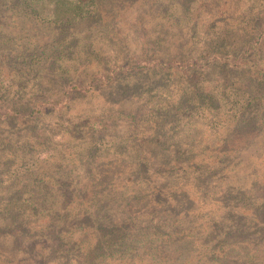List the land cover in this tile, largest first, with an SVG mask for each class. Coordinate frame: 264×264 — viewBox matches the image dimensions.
Masks as SVG:
<instances>
[{
	"label": "trees",
	"instance_id": "obj_1",
	"mask_svg": "<svg viewBox=\"0 0 264 264\" xmlns=\"http://www.w3.org/2000/svg\"><path fill=\"white\" fill-rule=\"evenodd\" d=\"M20 1L41 20L73 23L94 12L99 0ZM225 3L205 5L214 15L194 24L197 31L204 28L198 31L201 38L177 40L169 56L112 70L106 84L110 93L126 89L135 106L101 114L95 109L91 121L84 116L82 125L63 128L64 134L89 132L92 144L87 141L68 155L42 153L46 156L34 165L15 166L1 177L0 192L11 198L0 197V238L38 255L42 262L33 264H229L235 249H247L243 264L257 261L247 225L252 220L264 233V222L254 218L264 200L253 203L264 199V169L257 175L264 168V0H234L222 8ZM28 107L18 111L10 105L0 114V125L24 118L22 129L15 131L25 130L34 139L31 114L22 112ZM192 107L202 114L191 132H177L169 148L162 146L163 154L150 150L148 145L174 132L172 121L181 123ZM120 120L129 123L121 144L131 151L114 155L101 135ZM158 128L163 132L156 136ZM43 141L51 142L48 137ZM5 159L0 152V165ZM236 167L244 169L236 170L239 177L230 173ZM135 174L146 184L134 180ZM229 182V194L243 198L238 211L218 202L224 214L200 218ZM252 183L256 186L250 191L258 199L244 188ZM228 217L232 225L221 231ZM258 245L264 248V240ZM14 256L0 248L1 260L23 264Z\"/></svg>",
	"mask_w": 264,
	"mask_h": 264
},
{
	"label": "rangeland",
	"instance_id": "obj_2",
	"mask_svg": "<svg viewBox=\"0 0 264 264\" xmlns=\"http://www.w3.org/2000/svg\"><path fill=\"white\" fill-rule=\"evenodd\" d=\"M215 1L99 0L91 14L76 22L64 23L37 18L30 7L20 0H0V78L5 79L2 81L5 84L4 92L0 93V114L5 113L10 105H14L18 111L22 105H29L27 109H21L24 114H31V120L35 125L33 129L36 132L33 139L25 130H21L20 133L15 131L22 129L20 123L25 122L24 118H21L20 123L10 121L0 125L2 133L0 152L7 158L0 165V180L3 175L4 177L9 175V170L15 166L34 165L33 162L37 158L46 156L42 153L52 151L54 154L68 155L83 149L87 141L92 144L94 136L89 137L92 135L89 132L84 131L81 135L67 131L64 134L63 128L65 126L67 128L73 122L82 125L81 119L84 116H88L91 121L92 111L95 109L101 114L100 111L110 108L124 109V106H128L129 109L135 106V101L133 103L130 98L132 94H127L126 89L116 88L115 90H118L116 93H110L111 88L106 84L112 70L146 59L153 60L159 58L160 54L169 56L172 51L170 46L177 40L188 42L192 37L196 40L201 38L202 35L198 31L203 27L199 25L201 28L197 31L194 24L207 17L213 18L214 12L204 7ZM233 1L221 0L226 2L221 7ZM199 110L197 107L190 108L188 113L190 115L177 125L173 120L170 130L174 129V132L170 131L162 142L149 144V149L156 151L155 154H163L165 151L162 150V146L168 147V142L176 139L177 132L183 134L191 132V125L201 118L202 112ZM202 123L207 124L206 121ZM165 127L163 131L169 130L168 125ZM128 128L129 123L120 120L108 124L102 131L101 136L107 137L104 141H108L104 148L109 153L116 155L118 151H131L124 150L121 144V141L125 140ZM83 129L86 128L83 126ZM157 130L156 136H159L163 131L159 128ZM43 137H48L51 142L43 141ZM14 142L17 143V147H14ZM237 169L244 170L236 167L230 173L239 177ZM263 169L260 166L257 175H260ZM139 175L135 174L133 179L146 184L145 177L141 176L140 180ZM235 181L236 179L233 183ZM225 185L224 192L221 193L218 189V193L214 195L215 204L210 203L205 206L207 209L201 210L200 218L224 214L225 210L220 209L218 202L223 203L224 207L228 206L227 211H238L243 198L237 194H229L231 182ZM210 186L211 184L209 188ZM255 186L253 183L252 186L244 184L245 190L249 191L252 198L258 199L259 196L250 191L251 187L253 189ZM7 195L9 193L5 191L0 192L3 199L11 198ZM263 200H255L253 203L257 205V201ZM208 211L212 214H208ZM254 218L264 222V208L259 214H255ZM232 220L231 217L223 220L221 231H226L227 226L231 227ZM202 223L209 225L206 221ZM247 227L252 228L249 240L253 242L251 245L253 255H260L253 264H263L264 248H261L258 242L264 240V233L252 220ZM255 231L256 235L253 234ZM216 247L220 248L221 244L199 250L204 252ZM0 248L13 253L18 260H23V264H33L37 260L42 262L41 258L31 253L29 249L22 252L19 247H13L10 239L0 238ZM14 248H17L16 252ZM257 248L262 249L260 253L255 252ZM235 250L239 253H233V258L227 262L243 264L240 259L247 254V249ZM0 264L16 262L0 259Z\"/></svg>",
	"mask_w": 264,
	"mask_h": 264
}]
</instances>
